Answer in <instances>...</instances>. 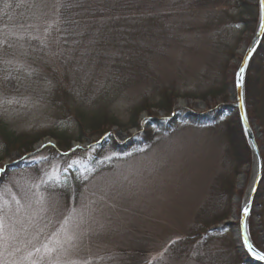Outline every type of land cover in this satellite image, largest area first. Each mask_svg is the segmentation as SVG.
Instances as JSON below:
<instances>
[{
  "label": "rangeland",
  "instance_id": "rangeland-1",
  "mask_svg": "<svg viewBox=\"0 0 264 264\" xmlns=\"http://www.w3.org/2000/svg\"><path fill=\"white\" fill-rule=\"evenodd\" d=\"M89 1L66 35L62 0H20L0 24V63L23 82L16 92L0 87V122L38 138L0 161V172L34 162L0 175V264H263L244 250L238 227L251 154L238 169L211 119L193 117L237 113L234 75L257 25L258 0ZM95 2L101 11L93 14ZM68 81L90 109L116 122L103 126V137L86 131L68 141L63 156L48 135L62 107L51 84L61 90ZM260 82L264 93V66ZM249 120L264 169L263 125ZM92 160L91 176L79 170L82 179H69L73 166ZM64 175L76 194L44 189ZM247 229L264 253V189Z\"/></svg>",
  "mask_w": 264,
  "mask_h": 264
},
{
  "label": "trees",
  "instance_id": "trees-1",
  "mask_svg": "<svg viewBox=\"0 0 264 264\" xmlns=\"http://www.w3.org/2000/svg\"><path fill=\"white\" fill-rule=\"evenodd\" d=\"M20 0H0V24L6 19L7 14L11 10H14L18 7ZM92 2L89 0H62L59 15H60V33L62 35L69 34L74 28L79 25L78 15L83 13L85 9V3ZM100 4H92L90 9L91 13H97L101 11L99 6ZM264 66V37L257 51L255 52L253 58L251 59L246 76H245V101L246 105L250 107L248 110L249 117L253 116L258 119L259 122L263 125L264 132V115L260 114V107L263 103L264 93L262 92V86L260 82V75L263 71ZM22 80L19 78L15 71L4 68L2 63H0V87L5 89L7 92H16L19 91L22 87ZM63 84V83H62ZM52 95L57 97V105L62 106L60 109H57V112H54V117L57 118L58 126L51 130L48 135L51 138L57 140V148L62 149L64 154L67 156L70 151L68 148V141L76 140L81 141L85 136L84 132L89 131L90 137H103L108 131L105 129V125H111L113 122H116L112 116L102 112L103 109H90L87 106V99L83 97V94H77L73 89L74 84L71 81L63 84L62 89L58 90L59 85L56 82H52ZM68 87V90L65 88ZM71 97L73 102L76 104L73 110H69L68 106H65L67 103L71 102ZM63 103V105H62ZM222 110H210L208 112L198 114L193 116L196 119H205L210 118L211 121L209 124H212L210 129L215 130L219 135L229 143V148L233 153L235 163L237 168L249 164L250 162V151L246 145L243 133L241 131L238 114L226 113V115H220ZM101 123L103 124L101 126ZM62 124V125H60ZM204 128V127H202ZM38 141L37 137L26 134H14L13 132L7 129V126L0 122V161L10 156L14 151H19L21 149H28L33 144ZM92 151H87L86 154H91ZM61 153V152H60ZM62 155V154H61ZM96 158V157H95ZM92 162L89 161L82 168L77 169L72 167V172L70 178L82 179V173H85L86 176L92 175ZM34 162L31 161H20L15 163L11 167H6L3 173H0L1 177L4 178L6 175L12 172H19L23 170L25 166H33ZM28 168V167H27ZM81 170L82 173H79ZM67 175L61 179L63 181L55 182L53 179L48 181L45 184L44 189L50 194H57L59 196L68 197L70 195L76 194L78 188L76 185H71L68 182ZM225 192H221L220 201L227 203L229 196L231 197L233 188L231 181L226 183ZM264 189V169L262 172V181L259 185L257 194L254 198L253 203L257 200L259 194ZM71 190V193H68ZM64 193L65 195H63ZM224 219V216L221 215L219 219H214V222H221Z\"/></svg>",
  "mask_w": 264,
  "mask_h": 264
},
{
  "label": "water",
  "instance_id": "water-1",
  "mask_svg": "<svg viewBox=\"0 0 264 264\" xmlns=\"http://www.w3.org/2000/svg\"><path fill=\"white\" fill-rule=\"evenodd\" d=\"M257 4L259 11L257 25L250 43L243 52L242 60L234 75V93H235L234 107L238 114L241 131L243 133L246 145L251 154L252 167H253L251 186L249 192L246 193V196L244 197L240 207V217L238 224L239 235L241 238V243L243 245V248L247 252V254L252 258L256 257V260L261 261L264 264V260L258 258L259 255H264V253H261L252 245L247 229L248 218L250 216L254 198L257 194L259 185L262 181V172H263V161H262L260 149L256 141V135L253 132L254 128L251 126L247 114L245 89H244L245 76L249 63L253 58L255 52L257 51L258 47L260 46L262 39L264 37V0H258ZM241 69H243L242 74H241ZM43 144L44 142L40 143L38 147L42 146ZM14 164L15 163H12L11 165H9V167L13 166ZM245 208L248 209L247 215L244 214Z\"/></svg>",
  "mask_w": 264,
  "mask_h": 264
},
{
  "label": "snow or ice",
  "instance_id": "snow-or-ice-1",
  "mask_svg": "<svg viewBox=\"0 0 264 264\" xmlns=\"http://www.w3.org/2000/svg\"><path fill=\"white\" fill-rule=\"evenodd\" d=\"M242 73H243V69H241V74ZM247 213H248V209L245 208L244 209V214L247 215ZM2 227H3V224H2V221H0V228H2ZM258 258L261 259V260H264V255H259Z\"/></svg>",
  "mask_w": 264,
  "mask_h": 264
},
{
  "label": "bare ground",
  "instance_id": "bare-ground-1",
  "mask_svg": "<svg viewBox=\"0 0 264 264\" xmlns=\"http://www.w3.org/2000/svg\"><path fill=\"white\" fill-rule=\"evenodd\" d=\"M242 51H244V49H242ZM242 177H243V176H242ZM242 180H243V178H242ZM243 183H244V181H242L241 185H242ZM250 186H251V182H250V185H249V187H248L247 193L249 192Z\"/></svg>",
  "mask_w": 264,
  "mask_h": 264
}]
</instances>
